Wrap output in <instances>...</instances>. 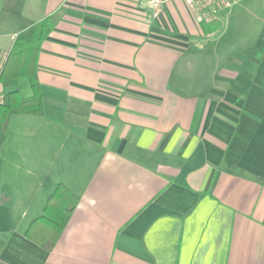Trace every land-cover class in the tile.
<instances>
[{"label":"crops","instance_id":"obj_1","mask_svg":"<svg viewBox=\"0 0 264 264\" xmlns=\"http://www.w3.org/2000/svg\"><path fill=\"white\" fill-rule=\"evenodd\" d=\"M226 9L206 34L184 0H0V67L47 20L43 108L0 131V264H264V13ZM59 183L48 250L25 230Z\"/></svg>","mask_w":264,"mask_h":264},{"label":"trees","instance_id":"obj_2","mask_svg":"<svg viewBox=\"0 0 264 264\" xmlns=\"http://www.w3.org/2000/svg\"><path fill=\"white\" fill-rule=\"evenodd\" d=\"M214 21V20H213ZM202 23L203 32L212 33L220 24ZM47 20L32 24L19 32L0 67V84L6 91L0 99V131L7 132L10 116L15 113L37 114L43 108L42 93L37 77V58L41 43L46 35ZM27 79L31 94L22 96L18 81ZM78 197L64 184L55 186L47 197L41 215L34 217L25 230V236L50 250L71 212L67 204H76Z\"/></svg>","mask_w":264,"mask_h":264},{"label":"built area","instance_id":"obj_3","mask_svg":"<svg viewBox=\"0 0 264 264\" xmlns=\"http://www.w3.org/2000/svg\"><path fill=\"white\" fill-rule=\"evenodd\" d=\"M152 7L154 15L165 0H146ZM238 0H184L194 12L196 20L201 23L213 21L220 10L229 8Z\"/></svg>","mask_w":264,"mask_h":264},{"label":"rangeland","instance_id":"obj_4","mask_svg":"<svg viewBox=\"0 0 264 264\" xmlns=\"http://www.w3.org/2000/svg\"><path fill=\"white\" fill-rule=\"evenodd\" d=\"M264 0H238L232 7L222 11L223 13L231 11L239 13L245 21L254 20L255 16H260L264 13ZM27 80L20 81V92L22 96L29 93Z\"/></svg>","mask_w":264,"mask_h":264}]
</instances>
